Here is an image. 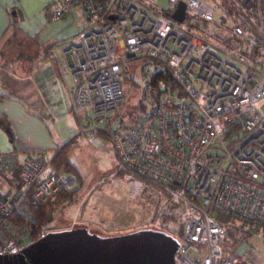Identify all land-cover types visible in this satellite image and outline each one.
I'll use <instances>...</instances> for the list:
<instances>
[{"label":"built area","instance_id":"built-area-1","mask_svg":"<svg viewBox=\"0 0 264 264\" xmlns=\"http://www.w3.org/2000/svg\"><path fill=\"white\" fill-rule=\"evenodd\" d=\"M166 1L167 10L148 0H51V22L74 7L86 23L51 44L50 54L79 135L106 136L124 180L154 182L166 195L164 208L180 228L175 264H256L246 254L226 255L227 237L241 229L220 216L264 231V0H255V18L242 4L247 23L234 17L232 0ZM180 1L186 16L226 39L212 36V27L174 20ZM140 57L153 60L160 75L146 74L143 108L122 127L114 121L126 64ZM77 187L46 150L0 151V256H15L50 232L39 209Z\"/></svg>","mask_w":264,"mask_h":264},{"label":"rangeland","instance_id":"rangeland-1","mask_svg":"<svg viewBox=\"0 0 264 264\" xmlns=\"http://www.w3.org/2000/svg\"><path fill=\"white\" fill-rule=\"evenodd\" d=\"M45 1L17 2L21 8L18 19L20 39L18 41L15 37L13 39L17 43H11L14 46L10 55L14 58L8 61L0 59V93L21 98L29 110L42 115L59 147L73 138L75 140V144L71 143L66 148L67 158L77 168L71 171L78 180L75 201L56 209L52 222L55 228L51 231L85 227L101 236H113L140 229L158 230L156 228L160 225L165 229L162 212H167L164 208L167 197L161 187L148 180H124L106 136L83 138L79 135L78 122L70 112L67 88L58 75L54 59L51 54V59L47 58L45 51L50 44L83 27L86 18L73 7L68 18L51 22L46 15ZM148 1L163 10L168 9L166 0ZM217 19L222 22L220 17ZM208 27H212V32H224L211 24ZM22 52L30 56L29 59L20 58L18 54ZM4 65L7 66L3 68ZM156 68L153 60L142 57L126 64L128 74L136 83L128 80L123 87L125 99L120 110L123 118L138 114L142 83L146 74ZM0 127L4 132L0 137L10 142L12 132L1 122ZM47 151L50 154L55 152L53 149ZM220 220L241 229L236 235L228 236L226 255L246 254L256 264H264L262 228L251 229L231 216L221 215Z\"/></svg>","mask_w":264,"mask_h":264},{"label":"water","instance_id":"water-1","mask_svg":"<svg viewBox=\"0 0 264 264\" xmlns=\"http://www.w3.org/2000/svg\"><path fill=\"white\" fill-rule=\"evenodd\" d=\"M171 17L185 21L184 1L178 3ZM178 247V240L161 230L101 236L77 227L50 231L17 255L0 256V264H175Z\"/></svg>","mask_w":264,"mask_h":264},{"label":"crops","instance_id":"crops-1","mask_svg":"<svg viewBox=\"0 0 264 264\" xmlns=\"http://www.w3.org/2000/svg\"><path fill=\"white\" fill-rule=\"evenodd\" d=\"M50 1L51 0L45 1L46 10ZM237 1L238 2L232 0L229 3L231 12L233 13L234 17L236 16L235 14L240 15V18L237 16L235 17L238 22L247 23L251 19L248 18L245 13V8L242 6L243 2H240L239 0ZM17 2L18 0H0V59L2 60L6 59L8 61V59L10 60L14 58H12L10 55L11 49L14 46H12L11 43H17H15V40L13 39L15 37H18L16 39L18 41L20 39V24L18 19L20 18L19 13L21 8L18 6ZM71 13L72 12L62 19L68 18ZM221 20L224 22L222 18ZM227 24L230 23L227 22ZM81 28H79L73 34L78 32ZM18 55L16 56L18 57ZM6 66L7 65H4L2 67L4 68ZM55 73L57 75V72ZM4 85L7 86V84ZM8 96L9 97H5L4 99L0 100V122L5 128H7V130L12 132V134L10 142L8 143L2 139V137H0V151L16 149L21 152H26L38 149H54L59 147V144L52 136L44 117L39 115V113L29 110L21 98L10 95ZM2 135H4V132L0 127V136Z\"/></svg>","mask_w":264,"mask_h":264},{"label":"trees","instance_id":"trees-1","mask_svg":"<svg viewBox=\"0 0 264 264\" xmlns=\"http://www.w3.org/2000/svg\"><path fill=\"white\" fill-rule=\"evenodd\" d=\"M239 1L243 2L244 0H239ZM247 5H250V7L248 8ZM245 6H246V12L248 13V15L250 17H252V18L257 17V14L255 12V0H247V3H246ZM164 13L168 14L169 12L168 11H164ZM186 24L188 26H190L191 28H195V29L202 30V31H210V28L208 27L209 26L208 23L203 22V21H199L198 19L194 18L193 16H191L189 14L186 16ZM211 35L215 36V38H225L226 39L225 34H222V33L220 34V33H216V32L213 33L212 32ZM68 37H70V36H68ZM68 37H65V38H68ZM62 39H64V38H62ZM222 41H224V40L222 39ZM50 46H51V44L47 47V49L45 51V55L49 59H51L50 56H49L50 55V52H49L50 51ZM19 56H20V58L29 59V57L23 52L21 54H19ZM157 68H158V65H157ZM157 68L154 71H152V72H148L151 79H154V78H156L157 76L160 75V72L157 71ZM128 80L131 81V83H133V84L136 83L135 80L127 73L126 82ZM5 97H9V96L6 95V94L0 93V100L4 99ZM122 104H124V100H123ZM121 107H122V105H121ZM138 108H139V111L143 108V105H142L141 101L139 102V107ZM120 110H121V108H120ZM120 110H119L118 114L115 116V117L118 118V120L114 121V123L116 125H120L122 127L128 126L129 124H131L133 117L126 118V120H125L123 118V116L121 115ZM70 144L71 143L69 141L68 143L63 144L62 146L56 147V148L53 149L55 151L54 152V161L56 163H59V164L65 163L67 168H68V170L76 171L77 168L67 158V155H66V148ZM50 149H52V148H50ZM75 194H76L75 191L74 192H69V193H63L60 196V198L58 199V201L55 204V206H51L48 211L46 209L47 208L46 206L40 208L39 211H38L40 223L44 224V225H47L50 229L55 228L54 225L52 224V222H53V220L55 218L56 209L59 206H62L64 204H69V203L74 202L75 201ZM162 206H163V204H162ZM157 216H159V214H157ZM162 222H163V225L165 226V231L164 232H166L168 234H171L173 236H176V234L180 232V228L178 226H175L176 223L173 221V219H172V217L170 215V212H165L162 215ZM227 249L228 248L226 247V251H227Z\"/></svg>","mask_w":264,"mask_h":264}]
</instances>
